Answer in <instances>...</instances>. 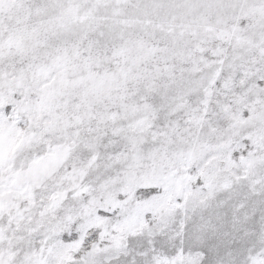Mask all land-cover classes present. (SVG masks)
Wrapping results in <instances>:
<instances>
[{"label":"snow or ice","instance_id":"obj_1","mask_svg":"<svg viewBox=\"0 0 264 264\" xmlns=\"http://www.w3.org/2000/svg\"><path fill=\"white\" fill-rule=\"evenodd\" d=\"M0 264H264V0H0Z\"/></svg>","mask_w":264,"mask_h":264}]
</instances>
